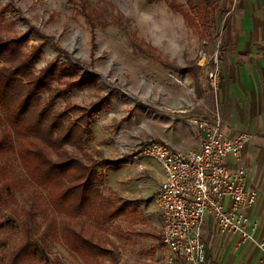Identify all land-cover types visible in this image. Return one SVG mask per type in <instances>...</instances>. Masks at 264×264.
<instances>
[{
    "label": "rangeland",
    "instance_id": "374dc122",
    "mask_svg": "<svg viewBox=\"0 0 264 264\" xmlns=\"http://www.w3.org/2000/svg\"><path fill=\"white\" fill-rule=\"evenodd\" d=\"M203 1L0 0V35L18 37L25 52L31 47L39 49L32 70L35 75L46 71L49 85L40 91L42 101L52 96L50 103L64 113V124H87L91 131L80 148L70 142L63 149L96 161L103 177L100 193L116 204L129 203L125 213L99 226L84 216L72 220L83 221L89 234L110 248L120 264H183L178 257L168 258L159 239L161 217L154 199L160 183L159 163L135 156L142 144L175 125L163 114L167 107L161 92L169 88L170 81L182 85L196 112L204 110L202 104H213L212 95L216 96L222 81L220 62L226 52L227 23L238 13V1L211 0L216 11H204ZM197 5L202 9L200 15L193 10ZM216 45L220 81L213 89L207 85L212 64L201 67L197 60L202 54L210 55ZM198 86L202 104L195 93ZM51 91L55 93L50 95ZM4 126L8 128L5 119L0 131ZM3 139L0 185L7 182L8 186L0 199V221L4 223L0 263L25 239L22 208L33 200L44 209L36 214L33 228L40 252L21 255L17 264H85L65 247L56 227L45 232V222L54 210L44 189L25 173L17 152L18 137L10 132ZM46 150L55 158L53 149ZM259 166L264 177V163ZM258 189L253 240L244 244L245 250H235L239 245L215 226L217 232L202 234L210 249L209 264H264V247L255 242L264 238V181ZM99 262L108 264L109 259L102 256Z\"/></svg>",
    "mask_w": 264,
    "mask_h": 264
},
{
    "label": "trees",
    "instance_id": "16d2710c",
    "mask_svg": "<svg viewBox=\"0 0 264 264\" xmlns=\"http://www.w3.org/2000/svg\"><path fill=\"white\" fill-rule=\"evenodd\" d=\"M203 4L204 11L218 10L211 0H204ZM193 10L200 15L202 9L197 5ZM20 44L18 37L0 35V123L5 119L8 126L0 131V141L10 132L18 137L17 152L25 173L34 184L44 189L54 210L45 222V232L56 227L65 247L85 264H101L99 258L102 256L108 257V264H120L110 248L89 234L83 221L77 224L72 220L75 216H84L99 226L125 213L129 203L123 201L116 204L112 198L100 193L99 185L103 177L96 161L88 157L80 159L73 152L63 149L62 145L70 142L80 148L81 144L87 143L91 131L87 124L80 126L71 121L64 124V113L54 110L50 103L52 96L42 101L40 91L48 89L49 85L44 78L46 71L35 75L32 70L39 49L31 47L30 51L25 52ZM139 51L149 54L145 50ZM148 56H152V53ZM201 92L198 86L196 95L200 96ZM52 93L55 91H51L50 95ZM47 147L53 149L55 158L50 157ZM79 151L86 156L82 149ZM7 186V182L0 185V199ZM22 209L25 239L4 264H17L21 255L40 252L37 245L40 241L33 237V228L36 226V214L44 209L39 208V204L33 200L28 201V208ZM3 225L0 221V227Z\"/></svg>",
    "mask_w": 264,
    "mask_h": 264
},
{
    "label": "built area",
    "instance_id": "2783aa9c",
    "mask_svg": "<svg viewBox=\"0 0 264 264\" xmlns=\"http://www.w3.org/2000/svg\"><path fill=\"white\" fill-rule=\"evenodd\" d=\"M218 53L216 45L210 55L202 54L197 60L201 67L212 64L207 85L213 89L220 81ZM192 108L186 105L176 111L166 108L165 112L185 115ZM182 121L192 129L197 149H173L163 141L150 140L139 147L135 158L153 159L163 171L154 199L162 222L159 239L168 258L178 257L183 264H204L202 228L207 218L242 244L253 240L256 221L251 210L259 192L248 186V169L242 159L251 135L246 131L225 135L218 110L212 112L211 119L191 116ZM255 242L264 247V238Z\"/></svg>",
    "mask_w": 264,
    "mask_h": 264
},
{
    "label": "crops",
    "instance_id": "0c3cea01",
    "mask_svg": "<svg viewBox=\"0 0 264 264\" xmlns=\"http://www.w3.org/2000/svg\"><path fill=\"white\" fill-rule=\"evenodd\" d=\"M237 1L238 13L227 23L224 38L226 52L220 62L223 72L222 81L216 96L212 95L213 104L210 107L202 104L201 94L200 96L196 95L197 101H200L199 104L204 107L201 113L196 112L193 108L190 113L185 115H171L168 112H163L166 118L173 121L175 125L172 130L158 132L157 138L151 140L163 141L173 149H197L198 141L192 129L183 123V118L197 116L211 119L212 112L218 110L225 135L233 136L240 131H246L251 135L242 154V159L248 169V186L256 188L260 192L258 188L264 181L262 168L259 166L260 163H264V0ZM181 86L180 83L170 81L169 88H163L161 92L163 106L176 111L189 105ZM162 179L163 171L160 166V182ZM258 202L259 198L251 210V218L256 222ZM215 226L214 221L207 218L202 228V234L207 236L209 233L217 232ZM223 235L228 236L239 245L235 250L246 249L236 236L225 233ZM228 247L230 249V246ZM209 257L210 249L206 248L204 264L210 263Z\"/></svg>",
    "mask_w": 264,
    "mask_h": 264
}]
</instances>
